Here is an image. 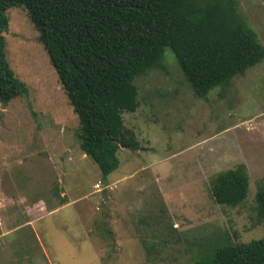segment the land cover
Here are the masks:
<instances>
[{"label": "rangeland", "instance_id": "1", "mask_svg": "<svg viewBox=\"0 0 264 264\" xmlns=\"http://www.w3.org/2000/svg\"><path fill=\"white\" fill-rule=\"evenodd\" d=\"M237 2L264 47V0ZM7 16L6 57L29 96L0 103V204L11 199L0 264H200L264 238V60L200 99L167 48L164 68L135 81L139 108L123 113L140 148H121L105 181L80 151L78 118L26 10ZM239 165L247 199L217 205L212 180Z\"/></svg>", "mask_w": 264, "mask_h": 264}, {"label": "trees", "instance_id": "2", "mask_svg": "<svg viewBox=\"0 0 264 264\" xmlns=\"http://www.w3.org/2000/svg\"><path fill=\"white\" fill-rule=\"evenodd\" d=\"M12 8L25 9L38 31L78 118L79 148L105 181L120 167L122 145L140 148L134 133L125 128L123 113L139 108L135 81L164 68L167 48L200 99L216 88L225 90L235 77L264 60V47L240 14L237 0H0L3 106L29 96L5 52L7 12ZM249 185L248 172L239 165L214 177L212 197L219 206L236 208L247 199ZM256 202L264 223V181ZM200 264H264V238L229 243L213 260Z\"/></svg>", "mask_w": 264, "mask_h": 264}, {"label": "crops", "instance_id": "3", "mask_svg": "<svg viewBox=\"0 0 264 264\" xmlns=\"http://www.w3.org/2000/svg\"><path fill=\"white\" fill-rule=\"evenodd\" d=\"M81 151V150H80ZM82 152V151H81ZM5 196V195H4ZM10 200L11 199H9L8 198V200H5V202H1V204H0V230H1V232H2V234H1V237H4V236H8V234H11V231H8V229H9V220H10V218L8 217L9 215L8 214H10V212L7 214V213H5L4 212V207L6 208V207H8L9 206V203H10ZM2 201V200H1ZM6 203V204H5ZM72 204V202H69V204H67V202L66 203H64V204H59V206L58 207H56V208H54V209H52L51 211H49L48 212V215H50V214H55V213H58V212H61L62 210H65L66 208H67V206H69V205H71ZM5 205V206H4ZM34 224H35V222H32L31 223V226L33 227L34 226Z\"/></svg>", "mask_w": 264, "mask_h": 264}, {"label": "water", "instance_id": "4", "mask_svg": "<svg viewBox=\"0 0 264 264\" xmlns=\"http://www.w3.org/2000/svg\"><path fill=\"white\" fill-rule=\"evenodd\" d=\"M124 147H126V146H125V145H122V146H121V148H124Z\"/></svg>", "mask_w": 264, "mask_h": 264}]
</instances>
